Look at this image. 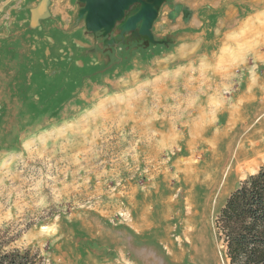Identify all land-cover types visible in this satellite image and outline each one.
I'll return each instance as SVG.
<instances>
[{"label":"rangeland","instance_id":"rangeland-1","mask_svg":"<svg viewBox=\"0 0 264 264\" xmlns=\"http://www.w3.org/2000/svg\"><path fill=\"white\" fill-rule=\"evenodd\" d=\"M83 7L0 0L6 248L49 264H227L216 217L264 158L232 171L235 148L218 175L225 139L201 129L255 93L242 115L264 121V0H165L152 40L122 22L91 31Z\"/></svg>","mask_w":264,"mask_h":264},{"label":"trees","instance_id":"trees-1","mask_svg":"<svg viewBox=\"0 0 264 264\" xmlns=\"http://www.w3.org/2000/svg\"><path fill=\"white\" fill-rule=\"evenodd\" d=\"M215 227L227 264H264V166L229 195ZM6 246L0 236V264H49L38 250Z\"/></svg>","mask_w":264,"mask_h":264},{"label":"water","instance_id":"water-1","mask_svg":"<svg viewBox=\"0 0 264 264\" xmlns=\"http://www.w3.org/2000/svg\"><path fill=\"white\" fill-rule=\"evenodd\" d=\"M86 26L91 31H113L118 22H122V31L134 30L147 35L152 40V25L158 16V8L165 0H82ZM139 4L133 10L132 6ZM132 10V11H130ZM129 11V13H127Z\"/></svg>","mask_w":264,"mask_h":264},{"label":"bare ground","instance_id":"bare-ground-1","mask_svg":"<svg viewBox=\"0 0 264 264\" xmlns=\"http://www.w3.org/2000/svg\"><path fill=\"white\" fill-rule=\"evenodd\" d=\"M247 105H250V102L249 104L243 103L240 107L234 109V111L239 112L241 108H246ZM262 112H264V102L261 103L259 107L258 106L256 107L255 116ZM235 122L236 121H234L233 123H227L222 127H219L220 132L215 134V137H220V138L222 137L225 139V144H223L225 146L224 147L225 152L218 153L211 162L212 165L216 166L217 168L216 172L218 175L226 165L229 155L231 156L229 152L234 151L235 148L236 150L238 148V150L235 157L236 164L234 165L232 171L235 170L236 172L239 173L248 170L256 166L259 163L260 159L264 158V125H263L264 121L262 120L259 122L257 121V123L255 122L256 124L254 125L248 126L247 124L241 127H237V125L234 124ZM216 126H217V122L208 124L205 126V128H203L205 131L201 133H208V132L210 133L213 130V128H215ZM253 131H255V133H253ZM199 142L200 145H204V142H202L201 140H199ZM222 160H225V164L223 167L219 166Z\"/></svg>","mask_w":264,"mask_h":264},{"label":"crops","instance_id":"crops-1","mask_svg":"<svg viewBox=\"0 0 264 264\" xmlns=\"http://www.w3.org/2000/svg\"><path fill=\"white\" fill-rule=\"evenodd\" d=\"M259 98L261 99L262 98V96H258L256 93L254 94V95H250V96H248L247 98H246V100H244L241 104H238L237 106H233L232 107V115H233V117L232 118H236V119H234L236 122L234 123V124H236L237 126H239L241 123H242V125L244 124V125H247V123L248 122H250L253 118H255V117H253L252 119H249V118H245L244 117V115H242V114H244V110H242V109H244V108H241L240 109V111L239 112H237V111H234V109H237V107H240L243 103L244 104H249V102H250V104H257L258 103V100H259ZM236 107V108H235ZM230 112V113H231ZM238 113H240L241 114V116H238ZM231 118V114H230V117L229 118H227L226 120H219V122L217 121V124L218 123H220L221 121H222V123H223V121H226L225 123H224V125L225 124H227V123H233L232 122V120L233 119H230ZM237 118L240 120H237ZM256 119V118H255ZM231 121V122H230ZM244 121V122H243ZM254 121V120H253ZM246 122V123H245ZM256 124V123H255ZM203 128H205V126H203ZM201 129V132H204L205 130L204 129ZM209 133V132H208ZM211 133H213L214 135L216 134L215 133V128H213V130L210 132V134ZM202 134H204V133H202ZM213 135V136H214ZM202 136V135H201ZM213 138H215V140L217 139V138H220V137H213ZM210 139V138H209Z\"/></svg>","mask_w":264,"mask_h":264}]
</instances>
